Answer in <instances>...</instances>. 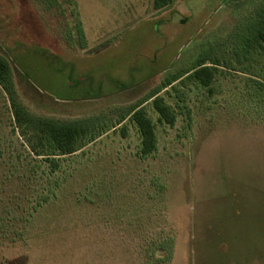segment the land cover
Instances as JSON below:
<instances>
[{"label":"rangeland","instance_id":"374dc122","mask_svg":"<svg viewBox=\"0 0 264 264\" xmlns=\"http://www.w3.org/2000/svg\"><path fill=\"white\" fill-rule=\"evenodd\" d=\"M260 1L0 0V56L39 117L110 127L172 76L215 68L209 87L160 92L172 127L145 105L151 156L126 120L54 173L28 156L0 89V264H264Z\"/></svg>","mask_w":264,"mask_h":264},{"label":"trees","instance_id":"16d2710c","mask_svg":"<svg viewBox=\"0 0 264 264\" xmlns=\"http://www.w3.org/2000/svg\"><path fill=\"white\" fill-rule=\"evenodd\" d=\"M173 3L174 0H153V9L159 11L170 7ZM48 4L50 7H57L58 0H49ZM259 9L258 32L255 37H257L258 47H262L264 43V0L259 2ZM78 28L80 29V25ZM79 35L81 37L80 31ZM214 71L213 66H205V62H201L184 74L172 76L162 88L155 89L136 104L121 110L116 124L110 127L98 117L65 122L32 114L21 103L9 62L2 56H0V89L9 103L14 123L13 132H17L29 152L28 156L40 158L41 162L47 163L49 172L54 173L59 169V161L62 157L74 155L85 146L86 142H94L117 126L124 130L126 120L137 126L141 137L140 156L142 158L151 156L156 151L157 140L154 124L146 113L145 105L151 102L158 115V121L172 127L176 121V114L159 95L160 92L169 86L173 87L176 82L182 83L185 79L198 82L203 87H209L214 81ZM47 198L48 196L45 199ZM166 245L162 246L164 249L159 247L160 249L156 250L164 253L163 261H168L171 256L170 247Z\"/></svg>","mask_w":264,"mask_h":264}]
</instances>
